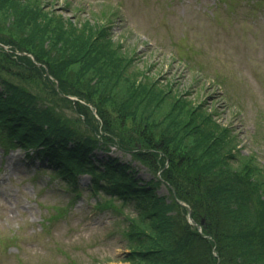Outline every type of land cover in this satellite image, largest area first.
Here are the masks:
<instances>
[{
    "label": "trees",
    "instance_id": "trees-1",
    "mask_svg": "<svg viewBox=\"0 0 264 264\" xmlns=\"http://www.w3.org/2000/svg\"><path fill=\"white\" fill-rule=\"evenodd\" d=\"M45 3L0 0V43L12 49H0V136L6 135L0 141L32 147L53 136L52 145L82 160L65 165L63 176L72 183L90 171L83 161L94 149L115 142L129 153L125 165L112 159L102 174L103 192L120 206L100 204L125 222L121 260L127 264H264V167L252 155L239 156L227 129L186 93L131 68V58L105 39L102 27L70 23ZM19 51L40 66L14 56ZM44 54L49 60L39 62ZM45 72L60 93L95 99L101 125L78 102L82 118L76 121H62L55 107L48 108L66 99L57 97ZM36 81L44 93L25 88ZM99 130L106 134L102 145L94 135ZM141 168L151 174L146 182L137 178ZM163 188L168 194L160 193ZM79 262L85 264L72 258L66 264Z\"/></svg>",
    "mask_w": 264,
    "mask_h": 264
},
{
    "label": "rangeland",
    "instance_id": "rangeland-1",
    "mask_svg": "<svg viewBox=\"0 0 264 264\" xmlns=\"http://www.w3.org/2000/svg\"><path fill=\"white\" fill-rule=\"evenodd\" d=\"M54 1L48 0L46 8L50 2L48 9L54 13L65 7L61 2L54 6ZM67 1L80 12L83 9L82 18L116 1L117 18L126 17L132 34L117 23L113 35L124 33L127 45L137 48L136 61L154 62L156 71L162 63L165 79L178 91L186 89L190 100L200 97L215 108L216 121L228 128L241 151L254 153L264 163V2L255 6L249 0H235V10L228 12L220 0ZM137 7L149 11L139 18L132 13L138 12ZM68 20L77 21L76 17ZM18 53L38 62L31 53ZM48 57L44 54L39 62ZM25 88L34 95L45 92L40 81ZM64 112L76 115L68 107ZM116 156L130 159L121 152ZM24 162L23 152L3 155L0 150V264H64L57 247L85 264H123L116 259L124 250L119 223L113 215L94 210L95 197L88 193L90 178H81L79 188L84 194L70 206L72 193L65 184L50 181L48 173L34 175V168ZM141 174L148 177L146 172ZM55 208L67 211L42 231Z\"/></svg>",
    "mask_w": 264,
    "mask_h": 264
}]
</instances>
